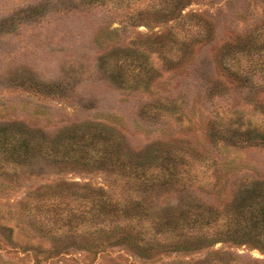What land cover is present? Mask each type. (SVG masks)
I'll return each mask as SVG.
<instances>
[{"label":"trees","instance_id":"1","mask_svg":"<svg viewBox=\"0 0 264 264\" xmlns=\"http://www.w3.org/2000/svg\"><path fill=\"white\" fill-rule=\"evenodd\" d=\"M67 5V8L85 9L109 6L127 17L126 24L135 20L146 24L150 19L162 23L172 20L166 36L147 50L156 53L163 63L172 61L164 58L161 50L169 52L174 47L176 63H185L189 61L186 56L191 45L199 39L204 43L211 39L208 24L191 20L190 15L180 12L181 0L142 5L127 0H69ZM131 7L138 8L135 18L128 16ZM194 25L202 26L205 32L196 28L197 35L191 36L190 26ZM125 27L120 25L115 31L124 33ZM122 40L131 46L129 35H124ZM118 42L116 37L113 44ZM128 52L115 47L111 58H105L102 64L120 70L115 73L110 69L120 89L144 92L151 75H147L142 58ZM229 56L226 46L215 54L213 61L219 70L226 76L237 75L236 81L242 79L236 82L238 87L264 93V83L255 87L238 74L240 71L230 70ZM187 64V70L195 73L193 63ZM130 66L135 70H128ZM137 75L139 79L135 80ZM195 79L197 76L192 77L193 83L201 89L203 82L196 83ZM65 84L29 78L26 86L67 97L73 89ZM249 101L255 102V93ZM88 103L92 101L79 105L93 107L86 106ZM164 117L172 125L178 123V118ZM216 118L215 113L207 124L210 134L206 151L157 141L146 151L136 152L112 127L93 121L67 126L52 137L38 135L17 121L0 125V176L6 179L0 177V191L9 190L8 182L18 180L19 175L46 180L32 188L22 187L21 195L11 205L18 207L17 210L11 211L9 207L3 217L0 210V235L6 233L0 246L18 248L30 258L42 260L58 254L98 253L116 247L147 264H264V259L256 260L228 248L231 244L264 249V178L241 173L221 206L204 200L211 193L215 201L220 200L222 174L241 171L231 154L245 148L264 150V124L244 122L240 114L224 123L221 117ZM91 171L102 174L105 187L61 177L64 173ZM49 175L55 178L48 181ZM11 220L13 225L6 224ZM17 226L24 235L22 243L16 242L12 235ZM216 243L220 244L217 248ZM0 264L13 263L0 253Z\"/></svg>","mask_w":264,"mask_h":264},{"label":"rangeland","instance_id":"2","mask_svg":"<svg viewBox=\"0 0 264 264\" xmlns=\"http://www.w3.org/2000/svg\"><path fill=\"white\" fill-rule=\"evenodd\" d=\"M127 1L142 5L167 0ZM68 3L69 0H0V125L17 121L38 135L52 137L67 126L93 121L112 127L132 150L138 152L146 151L157 141L206 151L210 134L207 124L209 126L215 113L223 123L240 114L244 122L256 126L264 124V93L256 92L254 88L248 91L246 87H238L236 82L242 79L236 81L237 75L226 76L213 61L215 54L226 46L230 51L227 58L230 70L240 71L238 74L255 87L264 83V0H181L180 12L190 15L191 20L208 24L211 39L208 43L201 39L196 41L189 47L186 56L189 61L179 64L174 57V47L169 52L161 50L164 58H170V63H163L156 53L147 52L166 36L172 20L162 23L150 19L147 24L135 20L126 24L127 17L109 6L67 8ZM137 9L131 7L128 16L135 18ZM120 25L126 26L124 33L115 31ZM196 25L190 26L191 36L197 35ZM197 30L205 32L202 26ZM124 35L132 38L131 46L126 45V39L122 40ZM97 37L103 39L98 41ZM116 37L119 42L113 44ZM113 47H121L128 50L129 55L142 58L148 69L147 75H151L146 91L119 88L110 69L115 73L120 70L113 66L108 69L102 64L105 58H111ZM190 62L195 73L187 70ZM132 68L130 66L128 70H135ZM201 72L203 78H200ZM194 76H197L196 83L203 82L201 89L193 83ZM29 78L48 83L65 82L66 88L72 87L73 90L67 97L46 94L26 86ZM137 79L139 76L135 77ZM215 89L219 93L213 92ZM254 93L255 102L249 101ZM86 100L92 101L93 107L79 105ZM166 115L178 118V123L172 125L164 117ZM230 156L241 171L222 174V198L215 201L211 193L208 199H204L214 205L221 206L234 179L241 173L264 178V150L239 149ZM61 177L93 186L106 185L98 171L64 173ZM53 178L55 175H49L48 181ZM45 182L44 179L20 175L18 180L9 181L10 189L0 191L2 217L9 207L11 211L17 210L18 207L11 205L21 195L23 186L32 188L35 183ZM6 224L13 225L14 222L11 220ZM18 228H13L12 235L16 242L22 243L24 235ZM4 236L5 232L0 235V241ZM228 245L230 250L243 252L250 258L264 259L262 248ZM219 246V243L214 245ZM0 253L13 264H147L116 247L98 253L58 254L47 260L32 259L18 248L5 246H0Z\"/></svg>","mask_w":264,"mask_h":264}]
</instances>
